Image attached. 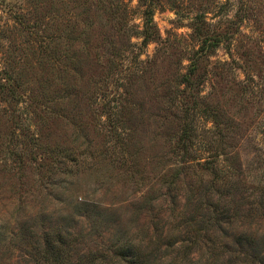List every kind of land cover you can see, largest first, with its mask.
<instances>
[{
  "label": "rangeland",
  "instance_id": "1",
  "mask_svg": "<svg viewBox=\"0 0 264 264\" xmlns=\"http://www.w3.org/2000/svg\"><path fill=\"white\" fill-rule=\"evenodd\" d=\"M139 1L113 13L103 0H0V71L11 90L0 92V264H46L58 240L62 264H105L123 245L147 253L146 264H264V0L248 2L241 22L238 0H154L161 39L146 46L124 34L142 26ZM196 14L231 37L201 64L189 148L200 157L216 149L211 112L227 124L225 154L242 182L227 196L212 171L180 160L170 113L179 111L165 102L199 44ZM94 93L123 99L125 147ZM30 129L38 144L23 141Z\"/></svg>",
  "mask_w": 264,
  "mask_h": 264
},
{
  "label": "trees",
  "instance_id": "2",
  "mask_svg": "<svg viewBox=\"0 0 264 264\" xmlns=\"http://www.w3.org/2000/svg\"><path fill=\"white\" fill-rule=\"evenodd\" d=\"M2 1V0H1ZM158 1V0H157ZM239 3H241V6L237 9L235 13V20H238V22H241V20H244L243 18L249 17L247 14L249 12L253 11L252 7L248 5V2L251 0H238ZM140 5L143 6V23L140 29L138 30V27H131V31H125L124 34L126 36L132 37L133 35L140 36L142 38V45H147L150 41H159L161 39L160 31L154 21V11L156 6V3H154V0H140ZM124 0H103V6L108 10H113V13H116V11H119L121 8V4H124ZM222 4V3H221ZM220 7L231 6L232 3L230 0H226L224 4ZM246 10V11H245ZM248 11V12H247ZM235 20H232L231 22H235ZM192 37L196 39V41H199V44L193 45L190 47V49L187 51L189 54L187 57L188 59V65L185 68L186 71L184 73H177L176 75H173V78L170 80L171 85L165 90V102H168L167 104H171L170 106H166L171 110L179 111L172 112L170 111L171 115L175 118L174 123V149H178L181 151V153H178L177 155L180 156V160L183 163H188L191 166H201L204 171H212L215 179L217 180L216 184L220 183V186L225 189L226 191L222 192V195L227 196L234 194L232 193L233 190L237 191V189L240 187V184L242 183L238 176V169L240 166L238 165H232V163L229 162L227 155L225 154L224 149V135L226 130V125L222 118L216 114H213L212 112L209 115V118H212L213 120V130L212 132L218 135V145L215 150L208 153V155L205 157H200V155H190V141L193 138V132H194V126L192 123H194L193 113L191 111L195 110L192 108L193 105L195 107H198V94H199V84L203 82L204 77L206 75V71H203L200 73L201 64L203 63L205 57H209V55L213 54L216 50V48L222 44L224 41L229 40L231 37L227 34L228 31L225 32H218L215 30H211L209 27V24L205 21V17L203 15H195L193 17V23H192ZM121 30V29H120ZM123 49V48H122ZM126 52V51H125ZM185 53V51H184ZM133 54V53H132ZM135 60H137V53H135V56H133ZM133 61V60H131ZM131 67V66H129ZM145 71H141V73H144ZM4 74H6L5 71H0V92H8V95H10V87H8L7 81L10 79V76L4 77ZM126 78H131V75H125ZM136 77V76H135ZM253 92L251 91L249 94H256L257 95V85L253 83ZM187 89L189 92H187ZM98 94V93H97ZM94 93V95L90 96L89 99L94 98V100L99 103L102 107L107 106V111L109 112V115L106 116V120H104L103 125L107 126L109 125V131L111 132L112 136H117L119 139V142L122 141L123 145L122 148L125 147L129 143V139L131 137V129L128 126L127 122L122 119L123 115L122 112L126 108L125 105H123V99L119 98V101L117 103V99H113L112 103L110 104L111 99L104 101L102 98V94L99 93L97 95ZM17 95L14 93L12 98H16ZM105 102H103V101ZM108 103V105H106ZM33 118L35 115H31ZM208 117V115H207ZM106 121V122H105ZM209 121V120H208ZM31 131V129H30ZM109 132V133H110ZM41 133L39 131H36L35 129H32L30 134H24V139H21L25 142L30 143H37V141L40 139ZM123 136V137H122ZM178 136V138H177ZM261 143L264 145V126L261 131ZM120 137V138H119ZM122 137V138H121ZM21 144V142H20ZM26 145V143H25ZM219 146V147H218ZM177 150V152H179ZM20 158L23 159V155L21 153H18ZM127 155V154H126ZM38 158V157H36ZM39 158H43L42 155L39 156ZM204 159V161H203ZM264 161V160H263ZM263 169V175H264V162L262 165ZM215 168V170H214ZM241 170V169H239ZM236 174L237 179H232L233 174ZM235 177V176H234ZM226 203L222 205L221 209L214 210L216 211L217 217L221 216V218L225 217L230 207L228 203L230 204V201H225ZM234 211V208L232 209ZM216 218V217H215ZM192 219H189L191 221ZM191 226V224H188ZM62 243L60 240H58L57 245L53 247H49L46 249V264L47 261H50V264H62L60 261V258L63 254H61L62 251ZM130 247L127 245H123L120 247H115V249L112 251V254L108 256H103V258L107 259L108 261L105 264H146V261L148 260L147 253H129ZM49 251L51 254L48 257ZM256 254V252H255ZM254 257V255H252ZM252 257H250V260L255 261ZM64 258V257H63ZM95 259L96 257H92ZM256 258V257H254ZM55 260L54 263H52ZM213 264V263H210Z\"/></svg>",
  "mask_w": 264,
  "mask_h": 264
}]
</instances>
